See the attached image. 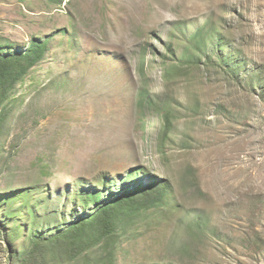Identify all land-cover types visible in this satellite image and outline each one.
<instances>
[{
	"label": "rangeland",
	"instance_id": "1",
	"mask_svg": "<svg viewBox=\"0 0 264 264\" xmlns=\"http://www.w3.org/2000/svg\"><path fill=\"white\" fill-rule=\"evenodd\" d=\"M35 40L0 110V264H264V0H0V60Z\"/></svg>",
	"mask_w": 264,
	"mask_h": 264
},
{
	"label": "trees",
	"instance_id": "2",
	"mask_svg": "<svg viewBox=\"0 0 264 264\" xmlns=\"http://www.w3.org/2000/svg\"><path fill=\"white\" fill-rule=\"evenodd\" d=\"M47 44H42L39 40H35L32 43V46L25 55L19 54H7L1 56L0 60V110L4 103L6 102L7 95L11 89L21 80L30 69L39 64L46 55ZM0 119L2 112H0ZM152 192L149 189L140 188L138 193L144 199L141 201V205L149 207V205H157L158 199L153 195H148ZM135 195L132 192V195H128V198L124 199L122 197H117L113 202L107 203L100 212L98 213L97 219L99 217H115L118 221L120 220V213L124 208H126L127 202L131 203ZM82 223L84 221H81ZM86 223V222H85ZM83 223V224H85ZM111 231V229H108Z\"/></svg>",
	"mask_w": 264,
	"mask_h": 264
}]
</instances>
